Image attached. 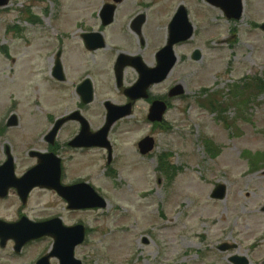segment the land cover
Listing matches in <instances>:
<instances>
[{"label": "rangeland", "instance_id": "rangeland-1", "mask_svg": "<svg viewBox=\"0 0 264 264\" xmlns=\"http://www.w3.org/2000/svg\"><path fill=\"white\" fill-rule=\"evenodd\" d=\"M110 1L11 0L6 9H0V120L14 111L11 107L17 108L20 118L43 117L50 110L65 116L76 108L72 84L86 69L94 83H101L96 70L106 64L110 54L105 50L93 57L78 44L83 33L98 30L97 16ZM122 1L115 25L106 33L111 41L108 47L122 51L142 43L139 39L114 41L119 36L115 28L124 27L125 31L137 13L148 17L142 36L145 46L155 51L168 40L176 10L181 5L187 8L194 37L181 45L178 54L187 61L172 79H185L188 99L176 103L169 114L174 131L158 135L157 153L143 160L124 156L119 176L95 177L99 164L92 160L93 152L72 163L78 177L94 176L80 180L91 181L108 201L105 210L80 215L89 235L76 257L85 264H231L229 258L237 255L246 256L250 264H264V170L249 173V162L242 156L244 151L264 153V92L250 96L252 100L245 101L243 111L233 108L229 112L228 119L235 125L231 131L197 100L202 90L227 93L231 85L264 75V32L260 29L264 0H244L245 14L239 21H229L206 0ZM196 49L203 56L201 61L191 57ZM58 51L63 52L61 61L70 78L66 83L69 92L61 88L51 92L43 86L35 91L54 65ZM41 95L46 97L42 100H46L47 112L32 103ZM99 99L94 109L101 107ZM143 110L137 109L136 119L119 123L116 136H128L125 143L129 147L124 153L131 155V143L141 136L136 131L132 136L123 134L129 126L125 125L140 121L146 114ZM92 120L91 126L96 128L102 118L95 115ZM71 128L66 127L65 136ZM147 131L145 126L144 133ZM203 137L221 147L222 154L215 161L205 152ZM10 141L9 135L1 139L0 155L1 146L10 145ZM165 152L174 155L172 164L182 169L173 182L157 170V155ZM220 183L227 185L228 197L216 202L210 194ZM18 206L6 207L11 219ZM224 243L236 248L221 252ZM42 250L38 244L16 256L13 247H6L0 249V264L35 263Z\"/></svg>", "mask_w": 264, "mask_h": 264}, {"label": "flooded vegetation", "instance_id": "flooded-vegetation-1", "mask_svg": "<svg viewBox=\"0 0 264 264\" xmlns=\"http://www.w3.org/2000/svg\"><path fill=\"white\" fill-rule=\"evenodd\" d=\"M99 17V22H101V17ZM132 21L129 22L128 30H132L133 27L130 26ZM107 28H103L101 30L102 33L105 32ZM90 33L93 31H89ZM119 36L115 38L116 40H123L124 42L131 41L132 38L129 34L119 33ZM142 38V33L139 34ZM84 45V44H83ZM180 47V46H179ZM163 47L160 46L157 50L152 51L149 48H145L144 45L138 47V49L131 48L127 49V51L116 50L114 52H107L110 54L109 59L106 61L104 66L99 67L96 70L97 77L103 78L100 84L94 83L92 80V90H93V101L91 103H87L86 105L83 103L86 99L89 98V94L86 90H82L81 87L85 80L90 79L88 73V69L85 70L84 75H81L77 78L76 83L78 84L75 87L76 97L79 99V103L76 104V108L74 109V113L78 111V114L83 116L84 118H94L103 117V122H105L106 113L108 111V102L113 103L115 106H121L127 108L129 111H132L133 114L137 111V109L143 110L145 113H148L151 106L155 101H163L167 111L173 108L175 101H181L184 99V96H176L173 93V88L175 86L181 85L186 90L185 79L182 76L179 78L172 79L175 71L178 68H183L185 65V60L183 57L178 59V62L174 65L172 72L162 81L160 84L150 85L147 88V97L142 98L141 91H136L134 88L138 84L139 80V70L133 65L126 66L123 71L120 79H117V71H115L118 57L120 54H128L132 57H140L143 59L146 66L149 68H156L158 66V58L157 55ZM86 50V48H84ZM104 50H98L95 52L87 51L89 55L95 57V55H99L104 53ZM56 65V61L54 60ZM55 65L49 71L48 75H44L42 77L41 83L37 85V89L35 91H40V86L46 87L47 91H53L54 89H58L65 86L68 76L67 73L63 75L65 77L64 81H60L56 79ZM180 71V70H179ZM48 76V77H47ZM92 79V78H91ZM100 90V91H98ZM83 92V94H79ZM41 95L40 97H42ZM137 96V97H136ZM39 97V98H40ZM100 98L101 107L94 109L92 107L94 101ZM140 98V99H137ZM49 102L54 100L48 99ZM40 103L41 100L38 99ZM143 108V109H141ZM72 113V115H74ZM97 113V114H95ZM12 112L8 116L6 120H0V141L6 136H10V145L4 143L1 146L0 155V167L6 163V161L11 157L14 162L15 173H17L18 177H23L29 171L35 169L43 164L44 170L47 171V174L50 178L55 179L59 173L60 181H62L63 185L72 184L75 185L80 181V179H90V178H100V177H111V176H119L121 159L124 160L127 158H136V159H146V156L140 155V143L146 137L144 134V118L141 119L140 122L136 121L131 124L125 125L128 126L131 130H124V132L131 133L140 132V137L135 139V142L131 143L132 154L126 152L125 149L128 148V144L125 143L128 140V136L123 138V135L116 136L119 133V129L121 125L118 123L114 125L112 130L109 132V145L105 148H74L71 143L77 139V135L80 133L82 126L80 122L71 120L67 121L61 127H57V123L64 117L59 116L57 114H48L44 115V117H38L35 114L30 117H22L17 120H10ZM134 116V115H132ZM148 117L146 118L147 121ZM14 123V124H13ZM72 127L69 130V134L66 136V127ZM77 131H76V127ZM166 126L165 121L163 124H153V128L163 129ZM138 127V128H137ZM170 128L171 125L168 124ZM103 128L102 125L91 129L93 133H98L99 130ZM27 129V131H26ZM118 129V130H117ZM25 130V132H24ZM19 132L20 135L16 133ZM134 134V133H133ZM156 135L155 133H151ZM131 140V139H130ZM91 152H93L94 159L96 163L99 164L98 170L95 172V175H89L83 178L81 175L78 177L76 175L75 165L72 163L76 162L78 158H85ZM48 155L45 159L41 157V155ZM118 166V167H117ZM68 180H79V181H68ZM68 181V182H67ZM56 199V201H55ZM17 203L19 205V209L15 212V217L13 219L10 218L7 213L8 208L12 209L14 204ZM10 204V206L8 205ZM58 205H61L62 210L57 212L56 208ZM8 207V208H6ZM84 215L83 210H71L68 208V204L62 199L57 193L49 190L43 189L39 186H36L30 193L26 200L23 202L18 194L16 189L9 190L7 197L2 198L0 196V220L2 222H8L12 224H16V222H20L21 220H29L35 224L37 223H48L52 225L53 232L59 229L70 228V227H79L84 224V217L80 216ZM80 216V217H78ZM77 217L78 219H74ZM58 221V223L56 222ZM55 239L53 236L43 237L36 241H31L27 243L26 246L23 247V252L27 250L29 247L40 244L43 247V250L39 252L38 260L34 263L32 261L31 264H37L40 260H45L46 257H49L51 251L53 249V244ZM86 243V240L83 242ZM14 247V242H8L6 247ZM1 247V245H0ZM82 248L80 245L75 250V256L79 249ZM48 264H59V259L56 257H50V260L47 261ZM83 264L84 261L82 259Z\"/></svg>", "mask_w": 264, "mask_h": 264}, {"label": "water", "instance_id": "water-1", "mask_svg": "<svg viewBox=\"0 0 264 264\" xmlns=\"http://www.w3.org/2000/svg\"><path fill=\"white\" fill-rule=\"evenodd\" d=\"M10 0H0V7H6ZM211 4L219 7L222 11H224L230 20H239L241 19L244 11H243V0H207ZM115 8L107 6L103 11V21L105 25H108L113 21V14ZM178 15L175 17L173 22L170 24V39L169 44L166 48L165 54L171 53L173 50V45L175 43H179L181 41H187L192 37L193 27L188 22V16L186 10L182 7L177 13ZM142 24V23H141ZM140 24V25H141ZM139 25V26H140ZM262 30L264 31V25L262 26ZM91 38V37H86ZM94 49V48H92ZM173 55V52H172ZM195 58L197 60L201 59L199 52L195 53ZM129 63H133L134 65L137 64V61L133 59H128ZM173 61L175 59L173 58ZM138 70L141 72V83H144V80H148L150 78V73H148L147 69H145L142 64L139 63ZM121 67H119V70ZM61 73L62 69L60 64L58 63L57 73ZM140 86L137 88L136 91L140 90ZM137 97V96H136ZM130 115V113H123L120 109H113L109 113L108 118V126L104 129L98 137H93L89 133V126L84 124V129L81 135L78 138V141L81 142L79 146H106V138L109 128L112 126L113 123L118 121L120 118L126 117ZM149 141L145 142L147 145L146 152H150L153 149V146L149 145ZM42 167L39 169H35V171H31L28 175L25 176L24 179L17 180L15 178V174L13 173L12 164L9 162L6 166L0 169V195L4 194L9 188L16 187L20 193H24L25 196L27 193L38 184L43 188H50L57 192H59L69 203H71V208L75 210L82 209H91V208H102L106 206L105 201H103L97 193L91 188V186L87 184H81L78 187H68L63 188L60 186L58 179L54 182L44 181V177L42 176ZM39 170V171H38ZM38 172H40V177H37ZM43 178V179H42ZM26 189V190H25ZM25 190V192H24ZM226 187L220 186L215 191L213 197L221 200L224 199L226 196ZM26 223V222H25ZM46 235H52L56 239L55 250L51 254V256H56L60 259L61 264H78L76 260H74L73 253L74 249L77 245L81 244L84 239V232L83 228H70V230H62L59 229L53 232L52 225L45 224V225H33L31 223L16 225H9L0 222V238H2V245L6 244V241L9 239H13L16 241V250L20 252L24 245L27 242L37 240ZM225 249V248H224ZM48 259L42 260L39 264H48ZM233 263L236 264H247V260H240L236 257L231 260Z\"/></svg>", "mask_w": 264, "mask_h": 264}, {"label": "trees", "instance_id": "trees-1", "mask_svg": "<svg viewBox=\"0 0 264 264\" xmlns=\"http://www.w3.org/2000/svg\"><path fill=\"white\" fill-rule=\"evenodd\" d=\"M264 92V77L263 78H254L250 79L243 83V85L237 84L231 88L230 97L235 102L234 108L242 109L243 104L245 101L248 103L252 100L250 96H257ZM201 107L206 108L207 110L218 113L220 117L224 118V115L227 113L229 106L224 96L216 92V94L208 95L206 100L200 104ZM225 119V118H224ZM206 143L207 152L212 156L216 157L219 153V149H216L213 146L212 142L208 140ZM244 157L247 158L251 164V171H257L263 169L264 167V153L252 154L250 152H245ZM162 170L166 174L169 179H173L174 175L176 174V169L170 166L167 162V158L162 160ZM173 170V171H170Z\"/></svg>", "mask_w": 264, "mask_h": 264}]
</instances>
